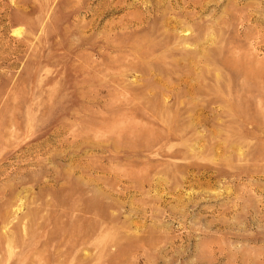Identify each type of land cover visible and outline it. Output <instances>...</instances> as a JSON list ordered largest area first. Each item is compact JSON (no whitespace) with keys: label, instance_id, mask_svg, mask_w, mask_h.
I'll return each mask as SVG.
<instances>
[{"label":"rangeland","instance_id":"374dc122","mask_svg":"<svg viewBox=\"0 0 264 264\" xmlns=\"http://www.w3.org/2000/svg\"><path fill=\"white\" fill-rule=\"evenodd\" d=\"M75 1L42 0L35 12H21L14 16L13 11L20 10V7L13 0H0V165L3 166H0L3 172H0V185L7 179L11 184H7L11 186L9 189L0 187L4 189L0 192H5V195L1 192L3 197L0 196L5 200L1 202L0 199V213L3 211L7 217L12 216L0 224V231L8 230V225L18 231L21 225L16 227V222L20 215L27 212L39 214L45 207L43 213L47 214L44 216L54 215L56 223H59L56 219L64 217L61 221L64 225L60 222L59 226L69 227L67 212H77L76 207L81 210L87 205L88 212L80 215L84 217V224L81 221L78 226L80 224L82 231H89L90 244L77 247L65 258L61 256L58 259L61 262L71 254L69 260L71 256L80 259L86 255L94 257V262L103 259L99 262L101 264H264V107L262 115L257 114L255 118V122L259 121L257 127L263 130H258L253 137L246 132L249 118L217 112L215 116L195 114L184 123L193 129V134L188 133L189 138L186 134V141L171 142L177 146V151H181L183 160L157 153L156 145H153L160 132L157 123L140 110H133L130 116V112L123 109L124 97L118 99L117 96L119 90L126 94L127 91L139 93L145 82L164 87L163 92L169 93L172 87L168 85L173 81L164 83L152 68L144 75L121 66L119 62L126 53L109 45L119 42L139 44L148 34L156 35L154 31L159 22H149V26L141 31L147 35L140 32L137 37L130 35L127 38L128 30L123 31L126 35L120 31L118 21L129 17L128 14L143 13L144 5L124 8L128 14L124 9L104 13L95 16V21L89 15L73 19L66 13L74 9L83 14L86 7H96L98 9L94 10L101 12L105 4L114 5L112 2L116 0H79L78 4ZM142 1L160 5V8L170 7L168 0ZM208 6L196 13L197 23L200 21L205 32L200 44L196 47L184 45L188 49L185 53L187 60L182 62L181 56H176V68L189 69L195 78L202 66L199 60L209 50L215 49V54L218 51L223 55L225 51L226 54L237 51L236 55L249 58L246 75L250 78L245 81L243 70L228 73L221 69L224 81H232L233 96L240 95L253 103L260 100L264 105V0H211ZM186 20L189 25L197 24L196 19ZM16 28L21 29L18 35L13 33ZM188 33L178 31V35ZM217 67L219 65H215ZM116 83L119 84L117 92L114 90ZM172 91L179 90L174 88ZM181 95L188 100L185 92H179L178 96ZM161 99L160 95L157 100ZM173 100L167 103L172 106L170 109L174 107ZM10 133L18 136L11 137ZM237 133H241L240 140L233 136ZM82 136L86 142L82 141ZM47 139L49 146L43 148L44 152L40 149L37 153L31 148L36 141ZM98 140L102 145L96 144ZM73 143L76 147H71ZM29 144L31 147L28 148ZM191 145L196 156L189 150ZM180 148L190 152L185 151L184 155ZM29 152H35L34 157ZM189 155L191 159L198 157L190 161ZM257 160L261 164L258 161L256 165ZM12 165L17 166V173V168ZM41 173H44L43 179ZM31 177L34 180L28 179ZM38 198L48 206L39 204ZM17 199L22 204L16 202ZM68 205L73 206L70 209ZM55 207L61 212L58 213ZM14 208L20 211L15 213ZM13 227L10 226L9 231ZM49 227H44V231ZM43 229L36 233H42ZM58 232L60 237L62 231ZM58 240L57 244L55 242L57 248L60 246ZM98 241L103 246V258L97 257L101 253ZM2 244L4 253L0 252V260L7 257V246ZM56 247L50 246L47 256L52 257L51 252ZM94 262L91 264H99Z\"/></svg>","mask_w":264,"mask_h":264},{"label":"bare ground","instance_id":"6f19581e","mask_svg":"<svg viewBox=\"0 0 264 264\" xmlns=\"http://www.w3.org/2000/svg\"><path fill=\"white\" fill-rule=\"evenodd\" d=\"M43 1L47 2L48 0H43ZM51 1H53V0H51ZM168 1H169L168 4L170 5V7L160 8V5H159V7L158 6H154L152 3L143 2L142 0H130V2H129V0H116L115 2H112V3H115L114 5L111 4L110 2H109L110 4L109 3L107 5L105 4V8H104L105 10L104 9L102 11L100 10L101 12H96L94 10V8H96V7H94V8L86 7V8H84L85 10L83 11V14L79 10L73 11L74 9L73 10L71 9L72 11H68V13H66V16L67 17H72L73 19H77V18H81V15H84V18H86L87 15H89L90 19H94L95 16L99 17V15H101V14L104 15V13L110 14L111 12L113 13V12H116L118 10L121 11V9L127 8L128 6H132V7H135V8H138V7L141 8L144 5L142 7V10H143V8H145V11H143V13H139V14L135 13V14H131L130 15V14L127 13V9L126 10L124 9L126 11V13L129 15V17H122L118 21L119 22V26H118L119 28L118 29L120 31H122V32L123 31L126 32L128 30L127 31V38L130 35L134 36V37H137L140 34V32L145 29V27L147 25L149 26V24H150L149 22L150 21H156L157 23L159 22L160 25L158 24L159 26L156 27L157 30L154 31V32H156V35L151 34L152 36L150 35L151 36L150 37L149 34H148L147 38H145L142 41H140L139 44H135V43H129L128 44V43L119 42V43H116V45H114V44L109 45V47H111V48H114V49H116L118 51H122V52L124 51L126 53V56H122L121 60L119 62V64L121 66L122 65L128 66L129 68H132L135 71H138V72H140V73H142L144 75H146L149 72V68H152V69H154L155 71L158 72V74L161 76V80L164 83H166V82L171 83V82H169V80L173 81V84L175 86L173 84L168 85V86L172 87V90L174 88L176 90L177 89L179 90L176 93H174L172 90H169L170 91L169 93H165V92H163L164 91L163 90L164 87L156 86L155 84H153V82H152V84H149V83L147 84V82H145L140 87L141 92H139V93H136V94H132L131 93L130 94L127 91V94H126V93H124V91H120V90L118 92V96H119V97L117 96L118 99L124 97L123 98L124 101L122 102L124 104L123 105V109L127 110V112H130V114L129 113H127V114H129L131 116L133 110H140L147 117L152 118L154 120V122L157 123L156 127L160 129V132L156 135V140L153 142V145H156L157 149L155 151L157 153H159V154H161V155H163L165 157H169V158H173V159H177V158L179 159V158L182 157L183 154L181 153V151H177L178 149H175V148H177V146L173 145L171 142H173V141H186L187 137L185 135L187 134V136L189 138L188 133L191 132L190 135L193 134L192 133L193 129L189 128L187 125H184V123H185L186 119L192 118V115L195 116V114L198 115V116H201V115H204V114H209V115L215 116V112H217L219 114L230 115V117L233 116V117L244 118V119L245 118H249L250 121H248V129H247L246 132H247V134H249V136L250 135L252 137L255 136L256 132L258 130L260 131L262 129V128L260 129V128L257 127L259 121L255 122V118H257L256 115L257 114L260 115L262 113V111H263L264 105H263L262 101L257 100L255 103H253L250 100L243 99L240 95L233 96L232 93H231L232 81H230V80L228 81V79L224 81V78H223V76L221 74L222 71H228V73H229V71L235 72V70H243L242 71L243 72L242 76H243V78H245V81L248 80L250 77L248 78L247 75H246V73L248 71L246 64H248L249 58L246 57V56L243 57L242 55H239V54L236 55V53H238L237 51L236 52L234 51L235 55H234V53L226 54L228 52H226L225 50H224L225 51L224 55L221 54V53L218 54L217 53L218 51L215 54V49H213V50H209L208 52H206L205 54H203L201 56V59L199 61L202 62V66L198 70L197 77H195V78L192 77L191 76L192 73H191V71L189 69H186V68L183 69L182 68L183 70H178L176 68V64H177L178 61L176 60L175 57L176 56H181V61L182 62H186V60H187L185 58V56H186L185 53L187 52L188 49L184 45H187V44L190 45L191 44V45H193V47H196L197 45L200 44V41H201L202 37L204 36L203 33H205V32L203 31V29H202V27H201V25L199 23L200 21L197 23L198 15H196V13L199 14L198 11L205 10V8L208 6V4L211 2V0H168ZM13 2L17 5L18 8L20 7V10L13 11V15L14 16H16L18 14H22V13L28 14L29 12H35L38 9V7H40L41 4H42V0H13ZM75 2L78 4L79 0H76ZM106 2H107V0H106ZM77 4H76V6H77ZM73 5L75 6V3L72 4V6ZM68 7H69V5H68ZM72 8H74V7H72ZM78 9H80V8H78ZM96 9H98V8H96ZM189 9L190 10L192 9V12ZM129 12H131V11L129 10ZM200 14H201V12H200ZM21 16H24V15H21ZM199 18H201V17H199ZM239 18H241V17L239 16ZM186 19H190V20L191 19L192 20L196 19V23L197 24L194 23V24L189 25V23L188 24L186 23V21H189V20H186ZM203 22H204V20H203ZM152 26L154 27V25H152ZM106 29H107V27H106ZM151 29H150V31H151ZM178 31H179V33L180 32H184V31L185 32H189V33L187 35H180V34L178 35ZM20 32H21L20 28H16L15 30H13V33L16 34V35H18ZM114 32H115V30H114ZM125 32H123V33H125ZM148 32H149V30H148ZM142 34H146V33L143 32ZM125 35H126V33H125ZM245 35H247V34H245ZM118 41H120V40H118ZM227 46H228V44L226 45V47ZM250 46H251V44H250ZM230 50L228 49V51H230ZM241 54H243V53H241ZM217 56H218V61H217ZM92 58H94V57H92ZM216 61L218 62V64H217ZM109 62H110V60H109ZM180 64H182V63H180ZM215 65H219V67L215 68ZM259 65H260V63H259ZM210 66L212 68H210ZM252 67L255 68L257 66H252ZM221 69H222V71H221ZM155 71H153V72H155ZM250 71H252V70L250 69ZM163 75H165V77H163ZM169 75L170 76L174 75L175 77L174 78H170ZM222 80H223L224 83H221ZM116 84H117V86H116V89H114V90H116V92H117L119 84L118 83H116ZM168 86H166V87H168ZM168 89H170V88H168ZM179 92L180 93L185 92V94L188 95V100L182 98V97H185V96H183L184 94L181 95V97L178 96ZM160 95H161L162 99L161 100H157ZM173 98H174L173 103H175V104L173 105L174 106L173 109H170L169 106H171V105H167V103H169L170 100L172 101ZM123 99H121V100H123ZM158 121H160L161 124H159ZM262 125L264 127V122L262 123ZM59 128H58V130H59ZM58 130H57V133H58ZM69 133L74 135L72 132H69ZM240 134L241 133H237V135H233V136L236 139L240 140ZM15 135L18 136L17 134H14L12 136H15ZM10 136H11V133H10ZM16 136H15V138H16ZM77 138L79 139V137H77ZM82 138H83V136H82ZM84 138H83L82 141L86 142L85 141L86 139H84ZM9 139L11 140L10 137H9ZM48 141H49L48 139L47 140H42V141H36L35 144L33 143L34 145H31L32 147L30 146V144H29V146L28 145H26V146H28V148L29 147L33 148L34 151H36V152L39 151L40 149H42V151H43V148H46L47 146H49ZM187 141H189V140H187ZM79 143H80V141H79ZM60 144H62V143H60ZM85 144H87V143H85ZM96 144L97 145H102V142L100 140H98ZM73 146H75V143H73V145L71 147H73ZM11 147L13 148V146H11ZM165 147H167L168 150L167 149L165 150L164 149ZM8 148H9V146H8ZM28 148H27V151H29ZM77 148H78V146H77ZM21 149L22 148H20V150ZM161 149H163V150H161ZM16 150H18V149H16ZM47 150H48V148H47ZM181 150H183V148ZM189 150L192 151V153L194 152L193 148H192V145H191ZM11 151H12V149H11ZM185 151H187V153L190 152L188 150H183L184 155L186 154ZM43 152H42V155L44 154ZM50 152H51V150H50ZM25 153H27V152L25 151ZM33 153H35V152H32V154L31 153L30 154L33 155V157H34ZM37 153H36V155H37ZM39 153L41 154V152H39ZM45 153H47L46 150H45ZM30 154H28V155H30ZM1 155H2V153H1ZM3 155H4V153H3ZM28 155L26 154V156H28ZM10 156H12V155H10ZM17 156L18 155H16L15 158H17ZM45 156L47 157V155H45ZM45 156H43L42 158H44ZM52 156H54V155H52ZM195 156H194L193 159H196L198 157L197 156L195 158ZM24 157H25V154H24ZM33 157H31V158H33ZM187 157H189L188 160H190L192 158L190 155L187 156ZM36 158H34V159H36ZM38 158H39V156H38ZM40 158H41V156H40ZM54 158H55V156H54ZM182 158H184V156ZM262 158H261V160H262ZM50 159H52V158H49V160ZM193 159H191V160H193ZM19 160H20V158L17 161H19ZM188 160H186V162ZM255 160H256V158H255ZM259 160H257L256 162L254 161L255 164L258 163ZM0 162H2V158H1ZM35 162H37V166H38V161L35 160ZM16 164H18V162H16ZM27 164H28V162H27ZM34 164H35L34 165V167H35L36 163H34ZM259 164H261V161H259ZM19 166H21V164ZM187 166H189V165H187ZM1 167L3 168V166H1ZM15 167L17 168V166H13V168H15ZM195 167H197V165H195ZM25 168H26V166H25ZM21 169H22V167H21ZM21 169H20V171H22ZM186 169H189V168H186ZM202 170H203V168H202ZM17 171H18V168L16 170V173H17ZM30 171H31V168H30ZM32 171H33V169H32ZM51 171H53V170H51ZM0 172H2V171H0ZM216 172L219 173V171H216ZM236 172L238 173V171H236ZM13 173L15 174V172H13ZM48 173L50 174V172H48ZM188 173H190V172H188ZM195 173H197V172H195ZM43 174L44 173H41L40 175L43 176ZM234 174H236V173H234ZM241 174H243V172ZM31 175H33V174H31ZM9 176H10V174H9ZM32 177H35V175H33ZM32 177L28 178V179H32ZM37 177H38V175H37ZM45 177H47V176H45ZM209 177H211V176H209ZM5 178H6V175H5ZM5 178H3V179H5ZM39 178H37V179H39ZM43 178H44V176L41 179H43ZM12 179H14V178H12ZM7 180L5 181L6 184H4V185H3L4 180L3 181L1 180L2 181L1 185L3 186V188H5L7 186L8 189H9V187H11V186L7 185V184H9V183H7L9 181H7ZM32 180H34V179H32ZM40 180H39V182H40ZM14 182L16 183V181H14ZM37 182H35V183L37 184ZM15 183H13L14 186L16 185ZM29 183H31V181ZM36 184H35V186H37ZM1 185H0V187H1ZM9 185H11V184H9ZM32 186H34V184ZM39 186H41V184ZM0 190H4V189L0 188ZM16 191L17 190H15V192ZM1 192H3V191H1ZM1 192H0V196H1ZM4 193L5 192H3L2 194H4ZM8 193H9V190H8ZM16 193L18 194V191ZM4 195H2L1 197H3ZM8 196H9V194H8ZM10 197H8V198H10ZM37 197H38V195H37ZM17 198L20 199L19 197H17ZM3 199L4 198L1 199L2 200L1 202L5 201ZM13 199L14 198H12V202H14V200H15V199L14 200ZM50 199H52V197ZM50 199H49V204L52 203L50 201ZM17 200H16V202H20V204H22L21 203L22 201H19V200L17 201ZM39 201H41V202H39V204L40 203L42 204V200L39 199ZM8 202H9V204L12 203V202H10V200ZM63 202L65 203V201H63ZM15 203H13V204H15ZM53 203L55 204V201ZM7 204H6V206H7ZM43 204H45L44 207L48 206V204L46 205L45 202H43ZM18 205H16V207ZM59 205L60 204H58V207H59ZM65 205L66 204H64V206ZM73 205H70V207H72ZM10 206L12 207L13 205L11 204ZM75 206L76 205H74V209H75ZM85 206H87V205H85ZM85 206H84L83 209H81L82 211L79 208L76 207V209L78 210V211L76 210L77 212L72 211V210H74L72 208V210H71L72 212H70V213L67 212L68 210L66 211V209L64 207L65 211L68 213V215H67V213H64V215H67L68 217H70V218H68L69 219L68 220L69 221V227L68 226H62V225H64V223L61 222V221L64 219V217H63V219H62V217L60 219L59 216H56V217H59V220L58 219H56V220L59 221V223L60 222L63 223L62 225L60 224L61 226H59V223H56V221L54 219V215H52L51 217L48 215L49 216L48 218H47V215L44 216L45 214H47V212L43 213V212H45L43 210L46 209L47 207H45L43 209L41 208L42 211H40L41 213H43L42 216L46 217V219H44V217L39 215V214H41L40 212H38L39 214H37L35 212H27L24 215L22 214V216L20 215L19 218L16 217V219L18 218V220H17L18 223L16 222V225H18V226H16L15 224L14 225L16 227H19L21 225V228H19L18 231L12 225H8V226L9 227L10 226L13 227L12 228L13 232L11 231V229L9 231V227H7L8 230H5V232L0 231V232L3 233L2 235L0 234V243L3 242V244H6L3 247L7 246V249H6L7 257L4 258L3 260H0V264H91V263H93L94 262V259H93L94 257L89 258V256H86V255H85V257L80 258V259H74L71 256V259L69 260V257L71 255L70 254L69 256H66V257H68L67 260H64L62 262L60 260H58L61 256H63V258H65L64 257L65 255H68L72 250L74 251L77 247H79V246L82 247L83 244L87 245V247H88V245L90 244V242H89V231H87L88 233L86 232L85 229H84L85 231H82L81 230L82 228L81 227L79 228L80 224L78 226V223H80L81 221H82L81 223L84 224L83 223L84 217L83 216L81 217L80 215H85L88 212V210L90 209V208L88 209V206L85 208ZM37 207H40V205L37 206ZM51 207H53V206H51ZM58 207L57 208L55 207V208L57 209V211L59 213L61 211L58 210ZM70 207L68 205V208H70ZM79 207L81 208L82 206L80 205ZM8 208H9V206H8ZM27 208H29V207H27ZM30 209H32V208H30ZM5 210H6V207L4 209V212H6ZM14 210H15V213L17 211H20V209L16 210V208H14L13 211ZM28 211H30V210L28 209ZM92 211L95 212L94 210H92ZM54 212H56V211H54ZM99 213H98V215H99ZM10 214H13V212L10 213ZM62 214H63V211H62ZM10 216L11 215H9L8 217H10ZM8 217H7V214H5V213L3 214V211H2L0 213V224H4L3 222L6 223ZM9 219L10 218H8V220ZM13 220H12V222L15 223L16 220H14V221ZM8 223H9V221H8ZM67 224H68V222L66 223V225ZM48 225L50 226L49 229L47 231H44L45 229H43V228L48 226ZM39 229H43V232L42 233H39V232L36 233V231L39 230ZM58 230H60V232L62 231L61 232L62 234H60L61 235L60 237L57 235V234H59ZM59 238H61V240ZM57 240L60 241V243H59L60 246L58 248L55 246V242L57 244ZM97 243L99 245L101 244V246H100L101 247V253L98 251L100 253V256H97V257L103 258V248H102L103 246H102V243L100 241H98ZM95 245H96V243H95ZM50 246H51V248L52 247L53 248L56 247L54 250H52L54 252H51L52 253V257L47 256V254H46V251L47 252L49 251L48 249H49ZM61 248H62V250H61ZM3 251L4 250L2 249V246L0 245V252H2V254L4 253ZM73 256L76 257L75 255H73ZM96 260H97V258H96ZM98 260L99 261H95L94 263H99L101 259H98ZM101 261L103 262V259ZM99 264H101V263H99Z\"/></svg>","mask_w":264,"mask_h":264}]
</instances>
